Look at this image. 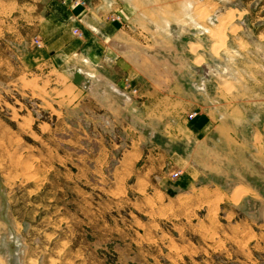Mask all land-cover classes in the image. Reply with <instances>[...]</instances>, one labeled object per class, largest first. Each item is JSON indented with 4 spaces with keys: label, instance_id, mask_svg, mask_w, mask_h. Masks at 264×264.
Returning a JSON list of instances; mask_svg holds the SVG:
<instances>
[{
    "label": "rangeland",
    "instance_id": "obj_1",
    "mask_svg": "<svg viewBox=\"0 0 264 264\" xmlns=\"http://www.w3.org/2000/svg\"><path fill=\"white\" fill-rule=\"evenodd\" d=\"M137 1L132 14L154 13L156 7ZM45 2L0 0L6 29L0 37L1 264H264V166L252 154L250 133L241 136L244 146L232 144L224 158L214 157L219 173L198 175L195 186L209 189L208 201L191 205L171 187L125 179L113 167L121 149L110 152L108 165L105 151L98 152L118 138L115 131L103 127L91 135L88 119H75L69 104L44 101L26 83L21 50L40 39L36 24ZM234 6L248 10L240 23L247 42L227 36L239 28ZM158 8L177 19L170 25L178 58L188 56L187 49L195 57L191 82L206 79L210 93H229L235 84L250 123H262L264 0H176ZM140 24L152 29L153 23ZM177 169L174 179L184 171L168 167L170 179Z\"/></svg>",
    "mask_w": 264,
    "mask_h": 264
},
{
    "label": "crops",
    "instance_id": "obj_2",
    "mask_svg": "<svg viewBox=\"0 0 264 264\" xmlns=\"http://www.w3.org/2000/svg\"><path fill=\"white\" fill-rule=\"evenodd\" d=\"M73 1L78 0H46L45 14L36 24L42 46L35 48L28 41L21 50V62L26 83L36 86L40 92L36 94L44 101L69 104L75 119L89 120L91 135H99L103 127L116 132L118 138L98 147V152L105 151L104 165L110 152L120 148L115 172L125 179L134 175L137 182H153L155 189H176V196L189 197L191 205L197 198L207 200L209 194V189L196 188L198 175L219 173L214 157L224 158L232 144L244 146L243 133H250L252 154L261 157L264 166V119L260 124L250 123L235 84L229 93L219 89L210 93L206 79L191 82L196 64L189 49L188 56L178 58L181 53L172 43L175 29L170 25L177 19L157 9L174 6L176 0H138V7H156L151 14L144 9L132 14L129 8L134 0H79L82 3L77 5ZM183 1L193 4V0ZM231 9L236 11L233 21L239 28L233 34L228 29L227 36L234 43L247 42L240 23L244 24L248 10L246 6ZM135 21L138 25L132 28L130 23ZM144 22L153 23L152 29L140 24ZM3 31L0 27V37ZM236 49L241 52L240 45ZM125 79L138 88L131 101L119 93ZM193 109L197 114L189 120L187 114ZM88 161L90 166L94 163L90 169H95L94 158ZM168 167H180L184 173L170 179ZM17 245L16 241L13 262L18 260ZM1 259L0 255V264Z\"/></svg>",
    "mask_w": 264,
    "mask_h": 264
},
{
    "label": "built area",
    "instance_id": "obj_3",
    "mask_svg": "<svg viewBox=\"0 0 264 264\" xmlns=\"http://www.w3.org/2000/svg\"><path fill=\"white\" fill-rule=\"evenodd\" d=\"M75 5L82 3L81 1H74ZM73 33L76 34L77 36L81 35V32L78 31V29H73ZM32 45L35 48H40L42 46V40L39 38H33L32 39ZM79 73H82L86 75L87 77L89 76V73L86 71H82L80 68L77 69ZM203 80V79H202ZM87 87V84L84 85V88ZM119 93L123 97L125 101H131L133 98L137 97L138 95V88L135 85H132L129 80L125 79L124 84L121 87V90H119ZM197 112L196 111H191L187 114V118L190 120L196 116ZM181 173V169H177L171 172L170 176L172 179L178 177V175Z\"/></svg>",
    "mask_w": 264,
    "mask_h": 264
},
{
    "label": "bare ground",
    "instance_id": "obj_4",
    "mask_svg": "<svg viewBox=\"0 0 264 264\" xmlns=\"http://www.w3.org/2000/svg\"><path fill=\"white\" fill-rule=\"evenodd\" d=\"M238 193V192H237ZM240 195V194H239ZM237 198H239V197H237Z\"/></svg>",
    "mask_w": 264,
    "mask_h": 264
}]
</instances>
